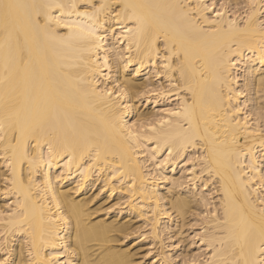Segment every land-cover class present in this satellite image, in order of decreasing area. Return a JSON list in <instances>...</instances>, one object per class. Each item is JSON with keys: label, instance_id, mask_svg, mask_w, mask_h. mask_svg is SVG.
Wrapping results in <instances>:
<instances>
[{"label": "bare ground", "instance_id": "obj_1", "mask_svg": "<svg viewBox=\"0 0 264 264\" xmlns=\"http://www.w3.org/2000/svg\"><path fill=\"white\" fill-rule=\"evenodd\" d=\"M143 260L264 264V0H0V264Z\"/></svg>", "mask_w": 264, "mask_h": 264}, {"label": "rangeland", "instance_id": "obj_2", "mask_svg": "<svg viewBox=\"0 0 264 264\" xmlns=\"http://www.w3.org/2000/svg\"><path fill=\"white\" fill-rule=\"evenodd\" d=\"M140 249H141V250H140V254H141L142 252H144L145 249H143V248H140ZM140 257H141V256H140ZM140 259H141V258H140ZM140 262H141L140 264H148L149 261H148V260H146V261L143 260V261H140Z\"/></svg>", "mask_w": 264, "mask_h": 264}]
</instances>
